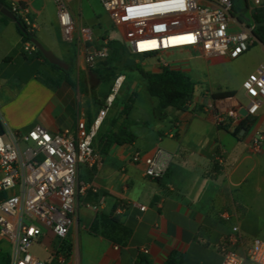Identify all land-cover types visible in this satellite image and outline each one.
Wrapping results in <instances>:
<instances>
[{
	"label": "crops",
	"instance_id": "0c3cea01",
	"mask_svg": "<svg viewBox=\"0 0 264 264\" xmlns=\"http://www.w3.org/2000/svg\"><path fill=\"white\" fill-rule=\"evenodd\" d=\"M6 2L9 7L13 2L27 7L37 25L35 34L71 73L62 74L26 53L17 24L0 13V41L7 44L0 53L4 130L26 132L37 124L52 131L75 130L79 118L93 121L107 95L93 96L76 46L63 40L56 1ZM69 8L77 25H85L80 8ZM257 44L264 52L258 40L249 50ZM162 53L172 60L145 68L158 71L168 66L183 71L197 83L194 95L184 109H162L157 116V99L146 85L142 95L137 83L124 88V74L122 88L95 139L99 159L92 167L78 168L77 179L86 190L75 197L73 224L66 238L75 264H136L140 256L148 264H165L174 253L179 264H221L234 226L241 232L236 251L242 257L254 239L264 241V147L257 151L251 144L256 133L264 131V104L242 122L244 127L242 123L223 127L214 121L213 105L223 93L231 92L248 104L242 88L248 74L230 89L213 82L207 69L232 59L205 57L196 49ZM81 75L86 89L80 84ZM123 128L135 139L118 144L113 136ZM157 146L168 151L172 160L161 179H151L144 174V164L131 162V157L136 151L151 153ZM55 245L56 238L47 233L33 252L47 260ZM143 248L149 253H143ZM244 264L257 263L245 260Z\"/></svg>",
	"mask_w": 264,
	"mask_h": 264
},
{
	"label": "built area",
	"instance_id": "2783aa9c",
	"mask_svg": "<svg viewBox=\"0 0 264 264\" xmlns=\"http://www.w3.org/2000/svg\"><path fill=\"white\" fill-rule=\"evenodd\" d=\"M55 1L63 40L76 46L77 58L86 68L96 69L109 57V46L106 42L98 43L99 37L91 26L77 25L65 0ZM100 1L119 28L128 50L136 55L196 49L205 57L236 59L256 40L253 27L231 14L233 0ZM252 3L256 7L264 6V0H252ZM10 9L28 30H36L27 7L13 2ZM173 22L182 25L155 29L157 25ZM23 49L33 54L37 47L26 42ZM124 80V74L115 78L98 116L93 121L79 118L75 130L52 131L37 124L26 132L0 131V241L5 240L11 246L9 264H75L66 247V238L73 224L75 197L86 190L77 179L78 168L97 163L95 139ZM242 88L249 99L246 105L233 95L216 100L213 105L216 125L238 127L257 113L264 104V67L250 73ZM251 144L260 151L264 147V131L256 133ZM217 159L223 164L222 156ZM171 160L172 155L161 146L151 153L136 151L131 157V162L144 164V174L151 179H161ZM47 233L56 238V245L48 259L42 260L33 247ZM240 239V229L234 226L221 264H244L245 260L264 264V241L254 239L247 255L242 257L236 251ZM142 252L148 254L149 249L143 248Z\"/></svg>",
	"mask_w": 264,
	"mask_h": 264
},
{
	"label": "rangeland",
	"instance_id": "374dc122",
	"mask_svg": "<svg viewBox=\"0 0 264 264\" xmlns=\"http://www.w3.org/2000/svg\"><path fill=\"white\" fill-rule=\"evenodd\" d=\"M70 6L80 8L83 24L89 25L93 28L95 35L99 37V44L106 42L107 45L111 41H119L122 43L121 57L113 62L99 69H88V84L89 88L95 91V96L100 94H108L111 90L115 78L120 74H125L127 82L124 86L133 88L134 84H138L137 90L140 95L145 92V83L141 74L131 68L135 64L142 65L144 67H152L153 65L165 63L172 58L166 56L163 53H158L151 56H140L131 53L128 50L127 43L125 42L120 30L116 27L111 20L109 14L105 11L100 0H65ZM260 9L263 16V22L257 23L252 14ZM233 16L239 15L242 21L251 25L253 29L259 26L264 27V6L256 7L252 3V0H233ZM181 22H173L170 24H161L156 26V30H166L171 28L180 27ZM11 36L12 34L9 33ZM264 34V31H263ZM12 38V37H11ZM9 41V40H8ZM257 40H255L256 42ZM7 45V44H6ZM6 45L0 41V53L5 51ZM75 62H73L74 64ZM264 65V52L261 45L257 44L253 46L248 52L244 53L236 59H232L218 65H210L207 69L213 82L217 84L226 85L230 89L238 87L241 80H243L246 74H250L254 69ZM107 67V69H106ZM123 88V89H124ZM122 89V91H123ZM121 91V92H122ZM120 104L119 100L116 102ZM170 111L167 112V117ZM11 254V246L5 240L0 241V264L3 263V257Z\"/></svg>",
	"mask_w": 264,
	"mask_h": 264
},
{
	"label": "trees",
	"instance_id": "16d2710c",
	"mask_svg": "<svg viewBox=\"0 0 264 264\" xmlns=\"http://www.w3.org/2000/svg\"><path fill=\"white\" fill-rule=\"evenodd\" d=\"M0 2L4 5H8L6 0H0ZM233 12L234 11L232 7V10H231L232 15H234ZM252 16L256 20L257 23L260 24L263 22V16L261 14L260 9H258L255 13H253ZM18 24H17V28L22 36L23 43L25 44L26 42H31L32 34H35V30L34 31L28 30L25 23L20 20H18ZM263 31H264V27L259 26L258 28L253 29V35L256 38V40L261 41L264 44ZM113 43L114 41H111L108 45L110 48L109 57L107 58L106 61L102 62L97 67V69L102 68L103 66H106L108 62L109 64H112L113 62L117 61L121 57L122 46L117 48L113 46ZM33 54L43 59V61L48 63L58 72H61L62 74H66V75H69L71 73V69L66 71V70L59 68L57 65L50 63L43 56V53L39 49H37L35 53ZM131 68L136 69L141 74L148 92L157 99L158 106L162 108L164 111L167 109H179V110L184 109L186 104L192 99L194 95L197 83L192 81V79L181 70L172 69L168 66H162L160 67L158 71H153V70H149L145 68L144 66L138 65V64H135ZM80 84L82 85V87H84L83 89H86L83 75H81ZM92 94L93 96H95L94 90H92ZM222 95H223L222 97H224V96L232 95V93L228 92V93H223ZM182 100L183 102L180 103ZM244 124L245 123H242L241 127H244L245 126ZM3 129L4 128L0 120V131H3ZM238 132H239V129L235 131V134ZM134 139H135V136L129 132H126L125 135L121 136L120 131H119V132H116L113 136V141L118 144L133 141ZM179 261L180 259H178L174 253L167 260L165 264H179ZM2 264H9V255L3 257ZM136 264H148V262H147V259H145V257L140 256Z\"/></svg>",
	"mask_w": 264,
	"mask_h": 264
},
{
	"label": "water",
	"instance_id": "95a60500",
	"mask_svg": "<svg viewBox=\"0 0 264 264\" xmlns=\"http://www.w3.org/2000/svg\"><path fill=\"white\" fill-rule=\"evenodd\" d=\"M0 13L5 17L14 21L16 24H18V20L14 15V13L11 11L10 7L8 5L2 4L1 2H0ZM31 42L37 47V49H39L43 53V56L50 63L57 65L61 69L64 70L68 69V65L64 63L61 59H59L36 34H32ZM113 46L119 48L122 46V43L119 41H114ZM182 102L183 100L180 103ZM242 113L245 115L246 111H243ZM156 115L157 116L162 115V108L160 107L156 108ZM124 133H125V128H123V130L120 132V135H124Z\"/></svg>",
	"mask_w": 264,
	"mask_h": 264
},
{
	"label": "flooded vegetation",
	"instance_id": "af4514ba",
	"mask_svg": "<svg viewBox=\"0 0 264 264\" xmlns=\"http://www.w3.org/2000/svg\"><path fill=\"white\" fill-rule=\"evenodd\" d=\"M239 16V15H238Z\"/></svg>",
	"mask_w": 264,
	"mask_h": 264
}]
</instances>
